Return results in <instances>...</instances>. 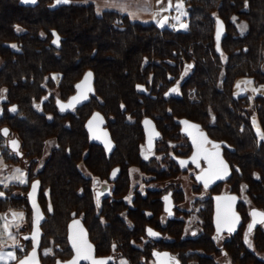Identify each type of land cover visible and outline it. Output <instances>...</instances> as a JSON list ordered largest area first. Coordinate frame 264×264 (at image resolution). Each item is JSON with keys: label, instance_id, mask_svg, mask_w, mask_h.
<instances>
[{"label": "trees", "instance_id": "trees-1", "mask_svg": "<svg viewBox=\"0 0 264 264\" xmlns=\"http://www.w3.org/2000/svg\"><path fill=\"white\" fill-rule=\"evenodd\" d=\"M83 1L26 4L0 0V58L7 73L3 77L20 76L24 87L35 88L44 75L57 73L59 95L66 99L86 72L93 75L94 94L70 117V130L57 121L52 127L60 141H70L71 151L67 154L66 145L61 144L46 170L54 210L50 228L57 230L56 235L62 234L70 210L83 206L92 219L90 192L87 186L79 191L75 165L81 147L89 145L84 122L94 111L109 121L118 147L112 156L140 166L138 149L145 120L171 135L180 127L179 120L198 126L209 141L221 146L234 186L245 182L252 203L264 211V140H259L251 126L249 98L233 91L238 77L264 83V0H247V6L245 0H186L185 30L158 28L112 11L99 12L94 4ZM217 19L225 25L221 53L215 40ZM241 22L247 24L245 33L238 29ZM53 33L59 37V46L52 44ZM188 65L192 67L180 81L179 94H170L174 80ZM253 105L264 133L263 97L255 98ZM127 114L133 121H127ZM88 155V165L105 170L110 165L100 150ZM120 187L117 192L122 191ZM117 210L108 209L109 217L113 213L110 226L126 235L125 225L114 216ZM203 220L206 230H211V216ZM209 234L200 240L205 252L212 242ZM253 243L257 251L264 252V227L255 231ZM234 244L243 247L242 239ZM232 255L241 264H264L248 250L240 257L235 248ZM191 257L199 264H213L202 255Z\"/></svg>", "mask_w": 264, "mask_h": 264}, {"label": "flooded vegetation", "instance_id": "flooded-vegetation-1", "mask_svg": "<svg viewBox=\"0 0 264 264\" xmlns=\"http://www.w3.org/2000/svg\"><path fill=\"white\" fill-rule=\"evenodd\" d=\"M5 64L3 58H0L2 77L7 74ZM186 69L187 67L172 84L171 89L178 90L170 91V94H179L180 81L190 71ZM19 77L13 75L0 79V90H6L0 92V130H8V135L0 134V193H3L0 196V230L3 234L0 235V251L12 252L16 257L15 260L9 259L7 264H16L33 249L31 237L36 210L42 216L37 237L40 264H57L58 261L65 264L72 260L75 251L69 236L75 238L80 229L84 231L83 235H87L88 242L93 247L92 257L96 260H106L107 264H121L122 261L125 264H199L197 259L191 257L192 255H202L213 264H241L239 260L236 262L232 255L235 248L240 250V257L246 250L253 253L245 242V234L248 231L251 210L260 208L253 206L247 210L246 203L241 197V190H237L245 182L240 181L238 186H234V182L229 178L232 170L222 157L221 146L218 149L214 148L213 145L218 144L209 141L199 129L189 127L194 124L182 123L184 120L178 121L180 127L172 135L170 132L157 129L151 123L146 125L144 121L143 141L139 143L138 149L141 166L133 164L128 158L121 163V158L112 156L118 147L109 131V121L100 111H94L92 114L100 113L103 116L104 124L101 129L108 131L113 146L107 148L102 144L90 142L85 124L91 114L84 122V133L89 145L81 147L79 161L75 165L79 177V191L82 193L87 186L90 192L92 219L83 206L78 211L70 210L62 234L56 235L57 230L50 228V218L54 210L46 170L51 156L61 149V144L66 145L67 154L71 151L70 141H60L59 133L56 134L52 127L57 121L62 123L65 130H70L72 126L70 117L87 104L94 93H89V100L81 105H75L72 109L62 112L57 102L63 104L68 102L76 92L75 86L73 94L62 99L57 89L59 74L51 72L44 75L42 83H38L35 88L24 87ZM36 105H39V108ZM13 107L15 111L10 110ZM55 109L58 112L57 116ZM127 119L132 120L131 114H127ZM192 132L197 134L202 132L208 141L203 143V148L218 151L228 166L229 176L209 183L207 188L203 181L197 179L208 169L207 163L200 156L197 161L199 167L197 163L192 162L195 153L192 137L189 135ZM258 138L261 140L260 135ZM11 140L18 142L19 147L15 152L10 145ZM93 150H100L104 160L110 162L106 170L87 164L88 154ZM180 161H187L186 166L181 167ZM17 169L20 171L17 172ZM20 172L24 174L23 177H20ZM14 177L22 178L26 182L20 183L19 179ZM185 180L186 182L189 180L191 184L189 190L184 189ZM36 181L39 184L30 198L32 184ZM96 181L99 183H95ZM117 187L122 191L117 192ZM98 192L102 193L99 206L96 201ZM129 197L130 200L126 199ZM165 197H168V201H165ZM217 197L222 199L217 200ZM227 197L236 198L231 202L230 211V202L224 199ZM115 207L119 210L114 212V216L125 225L126 235L120 234L110 226L113 213L109 217L108 209ZM166 207L171 210V215L165 211ZM226 211L238 216L239 222L235 224L232 232L221 223L220 238L214 239L218 235V214L223 215ZM14 213H23V217L14 216ZM193 216L198 218L195 221L196 228L187 230V222ZM203 216H211L213 224L211 230L208 228L206 230ZM74 221H79V225H75ZM263 224L258 225L249 235L253 236ZM148 229L158 235L150 236ZM207 234L212 242L205 252V248L200 246L202 244L200 240ZM5 237L15 240L12 250L4 248L2 241ZM240 239L243 241L242 248L239 244H234ZM44 250H48L47 254H43ZM79 264H91V260H80Z\"/></svg>", "mask_w": 264, "mask_h": 264}, {"label": "snow or ice", "instance_id": "snow-or-ice-1", "mask_svg": "<svg viewBox=\"0 0 264 264\" xmlns=\"http://www.w3.org/2000/svg\"><path fill=\"white\" fill-rule=\"evenodd\" d=\"M25 3H36V0H24ZM69 0H56L57 4H61V3H68ZM159 2V0H158ZM245 5L247 6V0H245ZM169 7H171V3H169ZM176 10L178 12L181 13V15H184L185 13L182 11L183 9V0H179V2L175 5ZM165 11L167 9H164ZM167 17H164L163 19L157 21L158 25L160 27H163L166 23H167ZM175 19L179 20L180 17L177 16L175 17ZM235 19V18H233ZM187 25L185 24H181V28H186ZM247 26L241 24L240 25V30L243 33L246 30ZM221 29H222V23L217 20V32H216V38L217 41L219 42L220 39V35H221ZM19 30V29H17ZM53 35L55 36L56 34L53 33ZM53 43L58 44L59 43V37L57 36L56 39L53 40ZM13 47H15V45H13ZM217 50L219 51V43L217 44ZM192 67V65H188L187 69H190ZM186 69V71H187ZM91 77V73L86 74L85 77V81L82 83H86L88 81V79ZM241 83L245 84V85H250L252 82L251 81H243V82H237V87L239 88ZM80 85H77V88H80ZM138 88L140 86H137ZM178 89L177 88H173L170 91L172 92H176ZM254 92L257 91V89H252ZM6 90H0V92H3ZM46 99V98H45ZM81 99H87L86 95H80V96H76V97H72L69 102L67 104H63L61 102H57L60 110L63 112L65 111L67 108L70 107H74L75 103H79ZM37 108H39V105H36ZM11 111H15V107H13L12 109H10ZM93 119H100L99 114H94ZM92 121H89V124L91 125ZM146 125H150V121L145 120L144 122ZM182 123L187 124L188 122L186 121H182ZM254 126H255V121H253ZM189 127L191 128H197L198 126L195 125H189ZM257 133L258 135H260V138L262 140H264V133H261L259 128H257ZM0 134L3 135H8V130L7 129H3L0 130ZM155 135H159L158 133H155ZM189 135H191V133H189ZM198 136L201 138L200 142L198 143L197 137H193V144L197 146L198 148V152L194 153L193 157H192V162L193 163H197L198 158L200 155H203V158L208 162L209 168L207 170H205L202 175L198 176L197 179L198 180H203L204 181V186L205 188H207L208 184L211 182V179L213 176H216L217 178L219 177V171L223 170L224 174H227L226 170H227V165L224 163V161L222 159L219 158V152H213V153H208L206 151H204L202 149V144L208 142L207 138L204 137V134L202 132L198 133ZM10 145L13 149V151L15 152L19 145L18 142L16 140H11L10 141ZM214 148L218 149L219 145H213ZM145 159H147V156H145ZM181 167L186 166L187 161H180L179 162ZM197 167H199V164L197 163ZM17 172H19L20 170L17 169ZM23 173L20 172V177H23ZM113 176H115V170L113 172ZM14 178H18L20 183H25L26 181L22 178L19 177H14ZM95 183H99L98 181H96ZM39 182H33L32 184V192L29 193V197L31 198L33 196V194L35 193L37 186H38ZM244 188H246V186H242V191L244 190ZM3 193H0V196H2ZM100 195H102V193H97V197H96V201H97V205L99 206V198ZM130 200L129 198H126ZM165 201H168V197L164 198ZM222 199L221 197H217V200ZM227 199L230 204H229V211H230V207H231V202L235 201V197H227L224 198ZM36 208L35 204H34V209ZM51 210V209H50ZM165 211L168 212L169 215H171V210L166 207ZM229 211H226L223 215L218 214V218H217V237H214V239H219V233L221 231V223L224 224V226L227 227L229 232L234 231L235 228V224L239 222V217L236 216L234 213L229 214ZM14 216H18L20 218L23 217V213H14ZM250 215L253 217V221L251 224L248 225V231L245 234V242L249 243L248 241V235L249 233H251L252 229L254 228L256 223H260V222H264V212H258L256 210H253ZM259 218V219H257ZM42 219V216L39 214L38 210H36V214H35V218L33 221V225H34V231H33V235H32V240H33V252L31 254H29L28 256H26L24 259H21L19 264H38V262L36 261V253H35V247H36V243H37V237L39 236V230H38V225L40 220ZM75 225H79V221H74L73 222ZM72 226H70L71 228ZM5 229H7V224H5ZM148 234L150 236H157L158 233L153 232L151 229H148ZM25 239H28V237H25ZM69 240L72 242V247L75 251V255L73 257L72 260L65 262V264H79L80 260H91V264H107L106 260H96L92 257L91 255V245L87 243L86 239H84V235H83V230L80 229L79 234L74 238L72 235L69 236ZM249 246L250 243H249ZM113 248H115V245H113ZM47 254V252H46ZM166 255V254H165ZM5 256H7L8 259L10 260H15L16 257L12 252H8V253H4L2 251H0V261H3L5 259ZM110 259V258H109ZM57 264H61V262H57ZM121 264H125V262H121Z\"/></svg>", "mask_w": 264, "mask_h": 264}, {"label": "rangeland", "instance_id": "rangeland-1", "mask_svg": "<svg viewBox=\"0 0 264 264\" xmlns=\"http://www.w3.org/2000/svg\"><path fill=\"white\" fill-rule=\"evenodd\" d=\"M118 1V4L121 5L122 7H125V5H123V0H116ZM134 0H131L129 3H131V5H133L134 7H137L139 5H137V2L134 1ZM147 2V0H144ZM99 4V3H98ZM101 8V6H100ZM188 13H185L183 16L180 17V19L178 20V22H174L173 24H171V29H174V30H185L187 29L186 28H181V24H185L187 25L188 23ZM142 23H148V22H142ZM243 24V25H246L247 24L245 22H241L238 24V29L241 32L240 30V25ZM247 31V28L246 30L243 32L245 33ZM243 81H251L252 83L250 85H245L243 83H241L240 87L238 88L237 87V82H243ZM252 89H257V91H253ZM233 91L236 95H239V96H247L251 102V104L249 106H247V110H248V113L250 115V119H251V126L253 129L255 128H258L260 127L259 126V123H258V120L255 116V112L253 110L254 108V105H253V99H255L256 96H261L263 97L264 99V83H261V84H256L254 82V80L251 78V77H238L235 81H234V84H233ZM253 121H255V126H254V123ZM185 179V178H184ZM187 180L184 181V189H190L191 188V184L189 183V180L188 182H186ZM189 183V184H187ZM190 185V186H188ZM242 186H246V188H244V190L242 191ZM239 188V189H238ZM237 188V190H241V197H242V200L245 201L246 203V207H247V210H249L251 207L254 206V204L252 203V200L251 198L248 196L247 194V185L246 184H241L239 187ZM191 199V198H190ZM193 200V198L191 199ZM188 206V205H187ZM185 206V208H189ZM201 206V205H200ZM248 216V214H247ZM198 220V218L196 219L195 216L191 217L189 219V221L187 222V230H191L193 228H196L195 227V221ZM246 226V225H245ZM262 227H264V224L262 225ZM0 235L3 236V234L1 233V230H0ZM248 241L250 243L251 246H249V243H246L248 245V248L256 254V257L259 258L260 260L264 261V252H261V251H257L255 246H254V243H253V236L252 234L248 236ZM2 244L4 245V248L6 250H12L13 249V246L15 245V240L10 238V237H5L3 238V241H2ZM46 252H48V250H44L43 251V254H45ZM5 253V252H4ZM8 253V252H6ZM9 261V259L7 258V256H5V259L3 261H0V264H7V262ZM222 263H223V260H222Z\"/></svg>", "mask_w": 264, "mask_h": 264}, {"label": "crops", "instance_id": "crops-1", "mask_svg": "<svg viewBox=\"0 0 264 264\" xmlns=\"http://www.w3.org/2000/svg\"><path fill=\"white\" fill-rule=\"evenodd\" d=\"M24 2V0H22ZM131 0H123L122 7L118 4L116 0H84L82 3H92L96 7L99 12L102 11H112L121 15L128 16L132 21L136 22H148L152 23L158 28H169L171 29V24L174 22H178L175 17L183 16L180 12L176 10L175 5L179 2V0H134L137 2V7H134L129 3ZM133 1V2H134ZM25 3V2H24ZM99 3V4H98ZM169 3H171V7H169ZM32 4V3H26ZM101 6V8H100ZM164 9H167L166 11ZM184 13H187V5L186 0H183V9ZM167 17V23L160 27L157 21Z\"/></svg>", "mask_w": 264, "mask_h": 264}, {"label": "water", "instance_id": "water-1", "mask_svg": "<svg viewBox=\"0 0 264 264\" xmlns=\"http://www.w3.org/2000/svg\"><path fill=\"white\" fill-rule=\"evenodd\" d=\"M219 20L221 23H222V29H221V35H220V39H219V42L217 41V38H216V32H217V22H216V27H215V40H216V48H217V44L219 43V53H221V48H220V44H221V40L222 38L224 37L225 35V25L224 23L220 20V19H217ZM57 35L54 36L53 40L56 39ZM52 44H56V43H53L52 41ZM57 46H59V43L56 44ZM88 73H91V77L88 79V81L86 83H82L85 81V77H86V74ZM77 85H80L81 87L80 88H77ZM75 94L73 96H71L69 98V100L72 98V97H76V96H80V95H86L87 96V99H81L79 103H75V105H81L82 103H84L85 101L89 100V93H94V87H93V75H92V72L91 71H88L86 72L83 77L75 84ZM68 100V102H69ZM68 102L64 103V104H67ZM73 107H70V108H67L65 111H68L70 109H72ZM94 114H99V117L100 119H93L94 117ZM92 114V116L87 120L86 124H85V127H86V130L88 131V135H89V140L90 142L92 143H95V144H102L104 146H106L107 148L109 147H112L113 146V143H112V140L110 138V135L108 133L107 130H104V129H101V126L104 124V118L103 116L100 114V113H94ZM89 121H92L91 125L89 124ZM260 130V129H259ZM261 132V130H260ZM255 133L257 136L258 133H257V129L255 130ZM197 137V140H198V143L200 142V137L198 136V134L196 132H192L191 133V137H192V144H193V137ZM193 147H194V150H195V153L198 152V148L196 145L193 144ZM202 149L208 153H213V152H216V151H208V150H205L203 148V144H202ZM200 157L203 158V155H200ZM219 158H221V156L219 155ZM204 159V158H203ZM205 160V159H204ZM205 162L207 163L208 165V162L205 160ZM225 163V162H224ZM226 164V163H225ZM227 165V164H226ZM208 168H209V165H208ZM227 174H224V171L223 170H220L219 171V177L220 178H217L216 176H213L212 177V181L210 183H212L213 181H217L219 179H224L226 177L229 176V170H228V166H227V170H226ZM202 175V174H201ZM203 181V180H201ZM204 182V181H203ZM253 210H256L258 212H264L260 209H257V208H253L251 210V212ZM250 212V213H251ZM259 219V218H257ZM253 221V217L250 215V222L249 224H251ZM261 223H264V222H260V223H256L254 228L252 229V231L258 226L260 225ZM84 232V231H83ZM85 236V239L86 241L88 242V238H87V235H84ZM89 244V242H88ZM39 244L36 243V247H35V253H36V261L38 262V264H40V260H39V256H38V253H37V248H38ZM33 252V249L31 250V252L29 254H31ZM93 254V247L91 245V255ZM28 256V255H27ZM25 258V257H24ZM23 258V259H24ZM20 261H18L16 264H19Z\"/></svg>", "mask_w": 264, "mask_h": 264}, {"label": "built area", "instance_id": "built-area-1", "mask_svg": "<svg viewBox=\"0 0 264 264\" xmlns=\"http://www.w3.org/2000/svg\"><path fill=\"white\" fill-rule=\"evenodd\" d=\"M115 21H118V22H119V21H120V19L117 17V18L115 19Z\"/></svg>", "mask_w": 264, "mask_h": 264}]
</instances>
